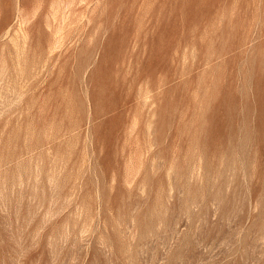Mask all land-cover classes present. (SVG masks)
I'll return each instance as SVG.
<instances>
[{"label":"rangeland","instance_id":"rangeland-1","mask_svg":"<svg viewBox=\"0 0 264 264\" xmlns=\"http://www.w3.org/2000/svg\"><path fill=\"white\" fill-rule=\"evenodd\" d=\"M262 233L264 0H0V264H264Z\"/></svg>","mask_w":264,"mask_h":264},{"label":"bare ground","instance_id":"bare-ground-1","mask_svg":"<svg viewBox=\"0 0 264 264\" xmlns=\"http://www.w3.org/2000/svg\"><path fill=\"white\" fill-rule=\"evenodd\" d=\"M71 3H72V2H71ZM78 4H79V3H78ZM80 4H81V3H80ZM68 5H69V4H68ZM89 5H90V4H89ZM70 6H71V5H70ZM72 6H73V5H72ZM77 6H78V5H77ZM65 7H66V6H65ZM76 8H77V7H76ZM87 8H88V7H87ZM87 8H86V9H87ZM67 9H68V8H67ZM63 11H64V10H63ZM63 11H62V12H63ZM65 12H66V11H65ZM65 12H64V13H65ZM54 13H55V12H54ZM56 13H57V12H56ZM84 18H85V17H84ZM68 20H69V18H68ZM53 21H54V20H53ZM66 21H67V20H66ZM66 21H65V22H66ZM21 22H22V21H21ZM25 22H26V21H25ZM25 22H24V23H25ZM19 24H20V22H19ZM27 24H28V23H27ZM23 26H24V25H23ZM16 31H17V30H16ZM16 31H15V32H16ZM18 31H21V30H18ZM58 31H59V29H58ZM15 32H14V33H15ZM15 35H16V34H15ZM18 35H19V34H18ZM18 35H17V36H18ZM17 36H16V37H17ZM23 39H24V38H23ZM23 39H22V40H23ZM25 39H26V38H25ZM19 40H20V38H19ZM19 40H18V42H19ZM15 41H16V40H15ZM13 42H14V41H13ZM16 42H17V41H16ZM57 42H58V41H57ZM23 43H24V41H23ZM15 45H16V44H15ZM16 46H18V45H16ZM22 46H23V45H22ZM25 46H27V45H25ZM25 46H24V47H25ZM19 48H20V47H19ZM18 67H19V66H18ZM19 69H20V68H19ZM20 70H21V69H20ZM20 73H21V72H20ZM19 89H20V88H19ZM22 90H23V89H22ZM5 93H6V92H5ZM12 93H13V91H12ZM3 97H4V96H3ZM262 231H263V229H262ZM262 231H260V232H262ZM262 234H263V233H262ZM263 235H264V234H263ZM259 236H260V235H259ZM261 236H262V235H261ZM260 238H261V237H260ZM262 238H264V236H263ZM262 241H263V239H262Z\"/></svg>","mask_w":264,"mask_h":264}]
</instances>
